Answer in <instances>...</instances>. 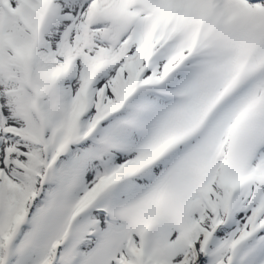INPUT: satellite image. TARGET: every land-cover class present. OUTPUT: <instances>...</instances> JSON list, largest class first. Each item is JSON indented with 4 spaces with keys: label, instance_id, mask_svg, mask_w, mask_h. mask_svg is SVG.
<instances>
[{
    "label": "snow or ice",
    "instance_id": "snow-or-ice-1",
    "mask_svg": "<svg viewBox=\"0 0 264 264\" xmlns=\"http://www.w3.org/2000/svg\"><path fill=\"white\" fill-rule=\"evenodd\" d=\"M0 264H264V0H0Z\"/></svg>",
    "mask_w": 264,
    "mask_h": 264
}]
</instances>
